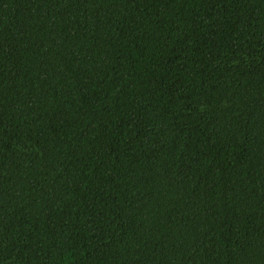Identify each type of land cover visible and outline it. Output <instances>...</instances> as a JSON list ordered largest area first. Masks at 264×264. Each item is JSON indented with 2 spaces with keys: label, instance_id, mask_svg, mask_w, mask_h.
<instances>
[{
  "label": "trees",
  "instance_id": "obj_1",
  "mask_svg": "<svg viewBox=\"0 0 264 264\" xmlns=\"http://www.w3.org/2000/svg\"><path fill=\"white\" fill-rule=\"evenodd\" d=\"M0 264H264V0H0Z\"/></svg>",
  "mask_w": 264,
  "mask_h": 264
}]
</instances>
